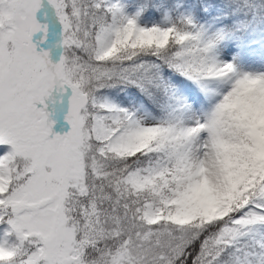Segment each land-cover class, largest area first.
Here are the masks:
<instances>
[{
    "label": "snow or ice",
    "instance_id": "1",
    "mask_svg": "<svg viewBox=\"0 0 264 264\" xmlns=\"http://www.w3.org/2000/svg\"><path fill=\"white\" fill-rule=\"evenodd\" d=\"M144 11L0 0V264H264V0Z\"/></svg>",
    "mask_w": 264,
    "mask_h": 264
},
{
    "label": "rangeland",
    "instance_id": "2",
    "mask_svg": "<svg viewBox=\"0 0 264 264\" xmlns=\"http://www.w3.org/2000/svg\"><path fill=\"white\" fill-rule=\"evenodd\" d=\"M163 2L164 0H158ZM122 2L125 4L127 11L129 12H135L138 8H145V11L143 12V15L141 17L140 22L141 23H148L151 24L152 22L159 21L161 18V15L156 14V11L154 10V7H152L150 4H148L147 0H122ZM193 3V0H173V5L169 4H163V12L165 10H176L177 5H183L187 6L188 4ZM245 39H250L249 37H245ZM235 50L234 44H228L227 47L224 49L223 55L225 58H230V54ZM261 49L257 45H253L251 48H245V66H253V67H259L261 66ZM55 58V57H54ZM190 91H192L193 94H195V88L194 86H190ZM69 93H66V97L68 99ZM113 96L116 97L118 100H123L125 103H127V98L123 95H117L116 92L112 93ZM61 104V105H59ZM69 104L65 106V111L68 110ZM64 107V97L62 99V102H57L55 105L49 104V110L53 111V119L56 120V124L54 125V131L56 132H63L66 131L69 127L67 125V122L64 120V116L61 115V124L58 122V114L55 115V113H60V109ZM57 116V117H56ZM60 124V125H59Z\"/></svg>",
    "mask_w": 264,
    "mask_h": 264
},
{
    "label": "trees",
    "instance_id": "3",
    "mask_svg": "<svg viewBox=\"0 0 264 264\" xmlns=\"http://www.w3.org/2000/svg\"><path fill=\"white\" fill-rule=\"evenodd\" d=\"M193 1L196 2V4H197V11L198 12H199L200 5H207L210 9L208 15L214 14L217 11L218 7L220 6V0H193ZM147 2L152 7H154V10L156 11L157 14H160L162 12L163 6L161 3H159V1L147 0ZM164 2H166L168 4H173V0H165ZM200 15L204 16L205 14L200 12Z\"/></svg>",
    "mask_w": 264,
    "mask_h": 264
}]
</instances>
